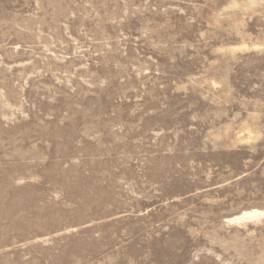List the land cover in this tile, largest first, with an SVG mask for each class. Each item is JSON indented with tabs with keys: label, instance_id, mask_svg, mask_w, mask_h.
Segmentation results:
<instances>
[{
	"label": "rangeland",
	"instance_id": "obj_1",
	"mask_svg": "<svg viewBox=\"0 0 264 264\" xmlns=\"http://www.w3.org/2000/svg\"><path fill=\"white\" fill-rule=\"evenodd\" d=\"M264 0H0V264H264Z\"/></svg>",
	"mask_w": 264,
	"mask_h": 264
},
{
	"label": "bare ground",
	"instance_id": "obj_2",
	"mask_svg": "<svg viewBox=\"0 0 264 264\" xmlns=\"http://www.w3.org/2000/svg\"><path fill=\"white\" fill-rule=\"evenodd\" d=\"M264 218V210H248V212H242L240 215L235 216L233 219H230L231 222H236L237 224H243L246 222H254L258 221ZM262 221V220H261Z\"/></svg>",
	"mask_w": 264,
	"mask_h": 264
}]
</instances>
